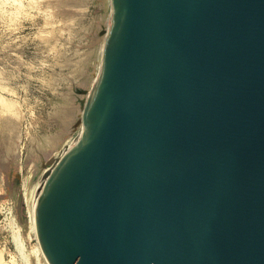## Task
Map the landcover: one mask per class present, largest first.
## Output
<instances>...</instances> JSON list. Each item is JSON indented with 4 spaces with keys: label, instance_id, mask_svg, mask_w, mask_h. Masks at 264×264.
I'll return each instance as SVG.
<instances>
[{
    "label": "water",
    "instance_id": "95a60500",
    "mask_svg": "<svg viewBox=\"0 0 264 264\" xmlns=\"http://www.w3.org/2000/svg\"><path fill=\"white\" fill-rule=\"evenodd\" d=\"M80 129L32 175L50 264H264V0H112Z\"/></svg>",
    "mask_w": 264,
    "mask_h": 264
},
{
    "label": "rangeland",
    "instance_id": "374dc122",
    "mask_svg": "<svg viewBox=\"0 0 264 264\" xmlns=\"http://www.w3.org/2000/svg\"><path fill=\"white\" fill-rule=\"evenodd\" d=\"M109 5L110 0H0V260L4 264H45L31 230L28 183L80 129Z\"/></svg>",
    "mask_w": 264,
    "mask_h": 264
},
{
    "label": "bare ground",
    "instance_id": "6f19581e",
    "mask_svg": "<svg viewBox=\"0 0 264 264\" xmlns=\"http://www.w3.org/2000/svg\"><path fill=\"white\" fill-rule=\"evenodd\" d=\"M110 1H112V0H110ZM108 21V20H107ZM107 24L109 25V22H107ZM108 25H107V27H108ZM107 27H106V29H107ZM106 29H105V31H106ZM88 100V99H87ZM86 104H87V101H86V103H85V106H84V108H83V110H82V113H83V111L86 109ZM55 146V145H54ZM43 152V151H42ZM61 153V152H60ZM60 155V154H59ZM59 155H58V157H59ZM58 157L57 158H54V160L52 161V162H55L57 159H58ZM31 230L33 231L32 233L34 234L33 236L35 237V240H36V245H37V250H38V252L41 254V256H42V258H43V260H44V262L43 263H45V264H50V262L48 261V259H47V257L44 255V253H43V251H42V249H41V246H40V243H39V241H38V238H37V236H36V233H35V231H34V228H33V225H32V222H31ZM36 250V251H37ZM35 251V252H36ZM0 264H4L1 260H0Z\"/></svg>",
    "mask_w": 264,
    "mask_h": 264
}]
</instances>
